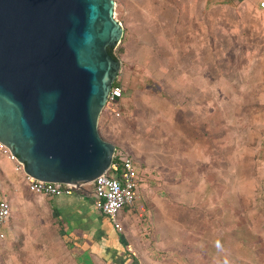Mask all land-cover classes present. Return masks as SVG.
I'll use <instances>...</instances> for the list:
<instances>
[{"label":"crops","instance_id":"obj_1","mask_svg":"<svg viewBox=\"0 0 264 264\" xmlns=\"http://www.w3.org/2000/svg\"><path fill=\"white\" fill-rule=\"evenodd\" d=\"M185 1L180 0L177 7L180 17L169 30L174 48L188 47L194 52V71L180 72L178 85L165 90V94L171 96L158 95L155 100L146 97L140 103L135 101L138 91L132 86L125 87L117 79L116 85L122 89L117 109L114 113L105 110L104 116L98 117L97 124L104 130L102 133L113 136L116 142L100 137L139 167L140 183L134 202L129 209L119 213L121 232L114 231L108 220L93 208L91 186H84L78 193L67 196L34 195L23 180L17 181L13 164L6 160L0 163V191L8 201L10 214L3 228L4 240L0 241V264H89V251L95 254L101 241L107 250L117 249L118 245L128 255L138 252L135 250L138 246L171 252L172 258L168 261L171 264H183L182 254L186 264H212L217 259L214 253L222 252L224 244L229 246L230 236L238 233L236 220L239 216L237 210V215L232 210L233 216L237 217L233 221L235 225L230 223L226 187L229 169L224 165L222 176L221 161L227 155L213 151L212 129L210 124L207 126V122H211L210 117L207 118L211 104L206 99L197 104L186 98L191 93L205 95L212 92L211 69L207 76V69L201 72L198 66L202 61L211 62L206 55L213 45V19L218 17L221 21L223 16L218 12L220 6H207V0L193 8ZM243 9L253 16L264 10L254 4H245ZM184 14L190 20L187 24ZM159 20L164 26L167 18L162 16ZM163 33L158 34L157 44L166 47L170 45L169 38L165 29ZM176 56H173L175 61L178 60ZM158 69L164 79L166 72ZM145 94L142 91L141 97ZM262 135L264 138V133ZM225 136L222 134L221 143L227 140ZM213 155L220 159L217 164L213 163ZM218 170L217 178H214L212 173ZM213 190L219 193L214 195ZM34 197L40 200L48 214V220L40 230L38 226L24 223L31 218L27 215L9 220L14 203L15 206L18 203L20 209L29 210L25 201ZM132 217L133 220L139 217V222H143L137 226L143 231L139 236L130 224ZM52 224L57 227L56 231L49 229ZM70 243H73L72 247ZM234 244L238 242L234 241ZM236 250L239 252L238 247ZM238 260L241 261V257Z\"/></svg>","mask_w":264,"mask_h":264},{"label":"rangeland","instance_id":"obj_2","mask_svg":"<svg viewBox=\"0 0 264 264\" xmlns=\"http://www.w3.org/2000/svg\"><path fill=\"white\" fill-rule=\"evenodd\" d=\"M113 1V17L124 29L119 44L112 48L113 55L121 63L116 80L125 87L132 86L138 91L135 95V101L138 103L146 97L155 100L158 95H166L165 90H171L169 86L178 85L180 72H193L196 64L191 49L181 46L175 49L172 45V32L169 29L180 17L177 9L180 0ZM243 1L207 0V6H220L218 12L223 16L221 21H218V17L213 19V45L206 55L207 59L211 58V62L202 61L199 63L201 66H198L201 72L207 69V76L211 69L212 92L205 95L196 92L197 94L191 93L186 97L197 104L204 102V99L211 104L207 111V118L210 117L211 122H207V126L210 124L212 129L213 151L227 155L222 157L221 161L222 176L225 174L224 165L229 169L226 200L229 203L230 223L235 225L233 221L237 216L233 215L236 210L239 216L238 221L236 220L238 233L234 237L230 236L229 246L224 244L222 252L214 253L217 259L212 264H264V10L253 16L245 13L243 9L245 4L258 6L259 2L264 0ZM185 2L193 8L201 5L202 0ZM162 16L167 18L164 26L159 20ZM183 16L187 24L190 20L187 14ZM164 29L170 43L166 47L157 44L158 34L163 35ZM174 54L177 55L176 61L173 60ZM158 68L166 72L164 79L159 75ZM183 84H187V81H183ZM142 91L147 93L144 97H141ZM106 111L104 108L99 118L103 117ZM260 124L263 125L262 128ZM100 128L98 123L97 130L103 139L116 142L113 136L104 135L103 128ZM222 134H226L227 140L221 143L219 140ZM6 160L8 161L6 157L0 156V163ZM219 160L213 155V163ZM12 169L17 181L22 182L21 176L14 167ZM218 173L219 170L213 172V177ZM212 192L214 195L219 193L216 190ZM2 196L5 198L0 191V199ZM25 202L29 210L20 209L18 203L15 206L12 202L14 204L9 220L27 215L31 218L26 219L24 223L38 226L40 230L46 224L48 214L43 210L38 198H30ZM232 210L234 214L231 213ZM139 221V217L134 220L132 217L130 221L138 236L143 233L137 228L143 223ZM49 229L56 231L57 227L52 224ZM52 239L51 237L50 240ZM234 241L238 244H234ZM102 242L98 243V251L95 254L89 251V264H171L168 262L169 258H172L171 252L163 253L155 247L149 249L138 246L139 250L134 248L138 252L128 255L118 245L117 249L107 250ZM70 244L72 247L73 243ZM181 257L182 263L186 264V257H183V254ZM239 257L241 261L238 260Z\"/></svg>","mask_w":264,"mask_h":264},{"label":"water","instance_id":"obj_3","mask_svg":"<svg viewBox=\"0 0 264 264\" xmlns=\"http://www.w3.org/2000/svg\"><path fill=\"white\" fill-rule=\"evenodd\" d=\"M113 0H0V144L33 180L73 193L110 166L97 130L121 63Z\"/></svg>","mask_w":264,"mask_h":264},{"label":"built area","instance_id":"obj_4","mask_svg":"<svg viewBox=\"0 0 264 264\" xmlns=\"http://www.w3.org/2000/svg\"><path fill=\"white\" fill-rule=\"evenodd\" d=\"M258 6L261 9L264 8V1L259 2ZM121 96V87H111L105 102V110L114 113L115 109H117V100ZM0 155L11 161L14 170L21 176L28 191L34 195L52 198L70 195L74 190V187L71 185L44 183L25 176L22 172V165L10 156L8 149L2 144H0ZM114 155H117L119 165L111 162L108 169L87 186H91L92 205L95 211L106 218L112 229L119 233L122 229L118 221V215L122 210L129 209L132 206L140 178L139 167L132 159L119 151H114ZM108 172H110L109 175L107 174ZM9 214L10 207L8 201L5 198H1L0 241L4 240L3 228L7 223Z\"/></svg>","mask_w":264,"mask_h":264},{"label":"trees","instance_id":"obj_5","mask_svg":"<svg viewBox=\"0 0 264 264\" xmlns=\"http://www.w3.org/2000/svg\"><path fill=\"white\" fill-rule=\"evenodd\" d=\"M112 50H113V49L111 48L110 55H111L113 58L116 59V57H115V56L113 55V53H112ZM114 86H117V85H116V82L113 83L112 87H114ZM112 163H115V164L119 165V160H118L117 155H114V156H113Z\"/></svg>","mask_w":264,"mask_h":264}]
</instances>
